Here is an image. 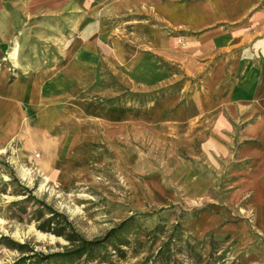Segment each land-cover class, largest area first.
Wrapping results in <instances>:
<instances>
[{"label":"crops","instance_id":"obj_1","mask_svg":"<svg viewBox=\"0 0 264 264\" xmlns=\"http://www.w3.org/2000/svg\"><path fill=\"white\" fill-rule=\"evenodd\" d=\"M68 9L75 12L74 47H65L59 31L58 45L39 48L50 39L40 27H51L36 24ZM148 14L154 23L141 18ZM120 22L131 23L142 41L129 46L146 52L133 53L158 56L192 78L188 85L199 89L186 103L179 93L140 109L85 99L92 84L84 70H94L99 50L111 55L108 40ZM171 125H186L188 134L197 127L203 138L202 156L180 171L186 194L209 199L214 175L224 173L230 185L221 214L238 210V223L222 222V215L210 224L206 215L195 219L196 232L220 228L237 234L241 246L264 237V0H0V240L3 162L62 180L83 141L99 133L113 140L115 129ZM88 126L91 136L84 135Z\"/></svg>","mask_w":264,"mask_h":264},{"label":"rangeland","instance_id":"obj_2","mask_svg":"<svg viewBox=\"0 0 264 264\" xmlns=\"http://www.w3.org/2000/svg\"><path fill=\"white\" fill-rule=\"evenodd\" d=\"M74 15V9H68L51 18L49 24H36L51 27L48 32L40 27L39 32L50 39L40 40L37 46L47 49L58 45L60 31L68 39L65 47L73 48ZM143 16L154 23L151 15ZM121 23L108 40L111 55L99 50L90 62L94 70H84L91 75L92 84L85 99L140 109L179 93L186 103L199 89L188 85L192 78L158 56L133 53L146 52L129 46L142 41L132 34L131 23ZM191 106L187 107L189 112ZM90 128L84 135L91 136ZM115 131L113 140L99 133L77 145L72 159L67 158L73 166L67 167L71 176L66 179L52 181L35 166L20 164L13 169L3 162V233L25 248L14 250L4 241L0 264H264L263 236L241 246L237 234L223 233L220 228L199 234L194 229L195 219L206 215L210 224L222 215L230 185L224 173L215 174L209 199L186 194L180 171L186 161L202 156L203 138L198 136L197 127L189 134L186 125L133 126ZM62 216L80 236L101 245L89 256L64 257L77 243L39 229L48 223L55 231L64 228V233L70 234ZM222 216V222L238 223V210L227 208Z\"/></svg>","mask_w":264,"mask_h":264},{"label":"trees","instance_id":"obj_3","mask_svg":"<svg viewBox=\"0 0 264 264\" xmlns=\"http://www.w3.org/2000/svg\"><path fill=\"white\" fill-rule=\"evenodd\" d=\"M63 217V221H65L66 226L70 229V234H65L64 232L66 231V229H61L60 231H55L50 224L47 223V226H39V229L45 231V232H53L54 234L58 235V236H64L66 237V239L72 243H77L76 248L69 254L64 255V257L67 256H72V254H77V255H81V254H85L86 256H89L93 251H95V249H97L100 245L101 242L98 241H89L85 238H83L82 236H80V234H78L77 231H75V229L72 227V225L68 222V220L66 219L65 216ZM159 230V228H158ZM7 241L6 246L8 248L14 249V250H18V251H23L25 248V245L23 244H19L18 242H15L13 240H10L9 238L3 236L0 240V247L3 245V242ZM161 254V251L159 252Z\"/></svg>","mask_w":264,"mask_h":264}]
</instances>
